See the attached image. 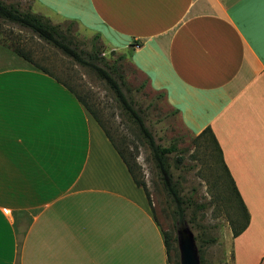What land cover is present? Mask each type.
<instances>
[{"label":"crops","instance_id":"0c3cea01","mask_svg":"<svg viewBox=\"0 0 264 264\" xmlns=\"http://www.w3.org/2000/svg\"><path fill=\"white\" fill-rule=\"evenodd\" d=\"M32 11L127 49L187 129L211 128L249 213L231 264H264V0H35ZM0 264H171L97 120L2 41Z\"/></svg>","mask_w":264,"mask_h":264},{"label":"rangeland","instance_id":"374dc122","mask_svg":"<svg viewBox=\"0 0 264 264\" xmlns=\"http://www.w3.org/2000/svg\"><path fill=\"white\" fill-rule=\"evenodd\" d=\"M2 1L20 11H28L32 10L35 0ZM53 18L55 20L50 18L53 23L67 30L72 46L87 52L95 44L100 56L117 66L124 81L117 74L115 77L121 82L134 107L143 115L156 141L162 145L177 144L178 152L169 155L171 171L174 180L179 182L184 198L195 202L186 209L183 222L174 215L175 205L158 176L146 140L124 112L114 92L94 70L77 63L31 29L1 17L0 40L29 53L35 62L67 82L98 114L117 145L128 154L131 163L136 162L137 175L144 180L151 195L152 213L156 215L161 228L176 238L178 258L177 229L187 223L195 234L197 245H203L200 254L204 264H231L234 252L233 227L241 226L244 214L219 149L210 134L198 137V134L187 129L179 112L167 102L165 92L153 89L146 75L131 63L127 49L113 48L104 35L96 36L99 31L79 21L70 23L68 19ZM124 54V57H119ZM95 59L104 65L98 58ZM132 155L136 157L135 160ZM179 155L182 161L177 165L176 158ZM202 203L206 207L199 209L198 204ZM209 236L215 237L216 241L202 244V239ZM175 258L176 251L173 249L171 264H176Z\"/></svg>","mask_w":264,"mask_h":264},{"label":"trees","instance_id":"16d2710c","mask_svg":"<svg viewBox=\"0 0 264 264\" xmlns=\"http://www.w3.org/2000/svg\"><path fill=\"white\" fill-rule=\"evenodd\" d=\"M0 17L11 21L18 23L22 26H25L29 29H31L35 34H37L40 38L46 40L47 42L51 43L55 47L59 48L63 53H65L67 56L72 58L77 63L89 67L92 70H94L97 75L102 78L107 85L110 87V89L114 92L116 99L120 103L122 109L124 112L128 115V117L135 123L137 126L140 134L143 136V138L146 140L148 146L150 147L152 158L154 160V163L156 165V168L158 170V176L163 184L164 189L166 190L167 194L170 196L173 204L175 205L174 209V215L177 218L178 221L183 222L185 220L186 216V209L188 207H191L190 204L192 203L194 205V200L186 199L181 193V188L179 185V182L174 180L173 173L171 171V163L169 161V155L172 153L178 152L179 148L177 147L176 143H172L170 145H162L158 143L152 133V131L149 129V127L146 125L145 119L143 115L139 112L138 109L134 107L131 100L123 90L122 84L118 79L115 77L117 74L121 80L124 81V76L121 72L118 71L117 66L113 63L111 64L108 60H106L104 57L100 56L99 51L97 50L95 44H92V47L87 52L84 49H79L77 47L72 46V40L67 32L66 29H64L60 24L53 23L51 19L45 15L36 13L32 10L28 11H20L18 8L14 7L13 5H9L5 3L4 1L0 0ZM70 23L76 22L74 19H68ZM101 33L98 32L96 34L97 37H100ZM1 41V40H0ZM3 42V41H2ZM15 52H17L22 57L26 58L28 61L33 63L34 65L40 67L44 71L50 73L54 77H56L59 81L65 84L72 92H74L77 96V98L83 103V105L89 110V112L93 115V117L97 120V122L100 124V126L103 128L104 132L106 133L107 137L110 139L112 144L115 146L116 150L118 151L119 155L125 162L127 168L129 169L134 182L137 186L141 187L148 199V202L150 204L152 212L154 211L152 202H151V195L145 185L144 180H141L138 175V166L136 162L131 163L128 154H126L122 148H120L116 141L111 136L109 130L105 127L103 121L98 116V114L90 107L88 102L79 94L77 93L67 82L62 81L59 77H57L54 73L49 71L47 68L39 65L37 62L34 61V59L21 48L15 47L13 45H9ZM124 55H120L119 57H124ZM95 58H98L101 62H103L104 65H101L99 62L96 61ZM209 133L214 143H216V146L219 149L221 159L222 158V151L221 148L217 142V139L215 137V134L212 132L210 127H207L204 129L200 134H198V137L204 136V134ZM133 156V155H132ZM134 160L136 159L135 156ZM182 161V156H178L176 158L177 165ZM224 164V162H223ZM224 167L229 175V178L231 180V184L235 190V193L237 197L239 198L240 204L242 206L243 210V218L244 221L238 228L233 227V235L237 236L239 235L249 224V213L247 211V208L234 184L233 179L231 178L229 171L224 164ZM199 209L205 208V204H198ZM196 208V206H195ZM154 218L157 220L156 215L153 213ZM159 223V222H158ZM160 225V223H159ZM164 235V241L167 249L168 259L171 263V252L174 249L176 251V258L175 263L180 264V260L178 258V252L176 249V238L171 236L167 231L163 230ZM216 241V238L213 236H209L207 238L202 239V244H212ZM175 243V244H174ZM199 252L202 253V247L203 245H198ZM201 256V264H204V260Z\"/></svg>","mask_w":264,"mask_h":264},{"label":"water","instance_id":"95a60500","mask_svg":"<svg viewBox=\"0 0 264 264\" xmlns=\"http://www.w3.org/2000/svg\"><path fill=\"white\" fill-rule=\"evenodd\" d=\"M177 243L180 264H201V256L195 234L187 223L178 227Z\"/></svg>","mask_w":264,"mask_h":264}]
</instances>
